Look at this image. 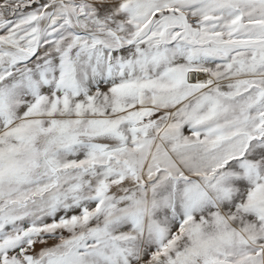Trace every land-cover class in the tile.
<instances>
[{
	"label": "snow or ice",
	"instance_id": "obj_1",
	"mask_svg": "<svg viewBox=\"0 0 264 264\" xmlns=\"http://www.w3.org/2000/svg\"><path fill=\"white\" fill-rule=\"evenodd\" d=\"M0 264H264V0H0Z\"/></svg>",
	"mask_w": 264,
	"mask_h": 264
}]
</instances>
